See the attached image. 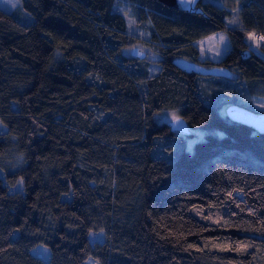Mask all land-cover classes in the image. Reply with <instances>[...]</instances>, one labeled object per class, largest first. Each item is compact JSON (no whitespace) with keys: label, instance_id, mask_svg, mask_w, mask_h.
<instances>
[{"label":"trees","instance_id":"trees-1","mask_svg":"<svg viewBox=\"0 0 264 264\" xmlns=\"http://www.w3.org/2000/svg\"><path fill=\"white\" fill-rule=\"evenodd\" d=\"M18 3L30 24L0 9V264H264V135L217 110L264 86V1L201 2L206 18L155 0ZM121 6L155 61L124 55ZM167 111L207 130L191 152L157 123Z\"/></svg>","mask_w":264,"mask_h":264},{"label":"rangeland","instance_id":"rangeland-1","mask_svg":"<svg viewBox=\"0 0 264 264\" xmlns=\"http://www.w3.org/2000/svg\"><path fill=\"white\" fill-rule=\"evenodd\" d=\"M234 0H202V3H211L218 8H224L227 9L231 12L232 15H234V10L231 9V5ZM124 4V2H121ZM0 9L3 10L4 12H7L9 14H12L18 21L21 23L28 25L32 22V17L23 11L18 3V0H0ZM119 12L123 13L126 16L127 19V32L126 35L130 36L134 39L131 46H128L127 48L123 49V53L125 56H129V52L132 48H140L144 53H145V58L149 59V61H155L157 59L156 53L151 49L150 47L144 45L146 43H151L149 40V35H150V27L149 25H144L143 27L140 26H135L134 25V17L131 13H125L123 11V7H119ZM235 25V22L230 23L229 26L232 27ZM144 43V44H143ZM259 41H253L252 43V48L255 50V53L262 57L264 59V54L258 50V45ZM148 62V61H147ZM149 63V62H148ZM148 72L150 75L154 74V67H151L148 69ZM236 75L233 74L232 78H235ZM203 80V84L205 86V90H209L210 88V80L209 79H201ZM255 92H264V86H261L260 88L256 87L253 89V93L251 95L250 90H245L244 94H242L238 99L236 100V103L238 105H246L253 109V111L258 112V113H263L264 112V97L263 96H258L255 95ZM228 95V94H227ZM229 97L232 98L233 95L229 94ZM227 101V98L224 99ZM227 106V104H223L222 107L218 108L219 114L223 115L224 114V109ZM173 116H176L175 111H167L162 113L160 117H157V123L158 124H163V123H168L173 119ZM0 130L3 131L4 127L0 125ZM180 135L184 142H185V150L188 152H191L193 149V146L196 142L202 141L205 139V136L207 134V130H191L190 135H182L181 133H176ZM21 187V185H20ZM21 190V189H20ZM89 239L93 243L95 241H102L103 236L101 233H90L89 234ZM33 253L40 257L42 260L47 261L49 258V251L42 247L38 246L33 250ZM86 264H96L95 262L92 261V259H89Z\"/></svg>","mask_w":264,"mask_h":264},{"label":"water","instance_id":"water-1","mask_svg":"<svg viewBox=\"0 0 264 264\" xmlns=\"http://www.w3.org/2000/svg\"><path fill=\"white\" fill-rule=\"evenodd\" d=\"M165 7L173 10L184 12L187 14L200 15L206 18V14L200 7L202 0H155ZM264 1V0H263ZM132 59L142 61L145 59V53L139 48H133L130 51ZM249 56L248 51L241 53L242 58ZM172 65L182 73L195 74L198 76H207L214 78H230V70L225 67L207 68L198 65L186 59L178 58L172 61ZM224 116L233 123L241 124L250 128L260 135H264V112L258 113L248 108L237 104H231L225 107ZM167 128L172 133H181L182 135H190L191 130L183 117H178V120L172 119L166 123Z\"/></svg>","mask_w":264,"mask_h":264},{"label":"built area","instance_id":"built-area-1","mask_svg":"<svg viewBox=\"0 0 264 264\" xmlns=\"http://www.w3.org/2000/svg\"><path fill=\"white\" fill-rule=\"evenodd\" d=\"M254 38H262L261 35L258 32L253 33Z\"/></svg>","mask_w":264,"mask_h":264},{"label":"snow or ice","instance_id":"snow-or-ice-1","mask_svg":"<svg viewBox=\"0 0 264 264\" xmlns=\"http://www.w3.org/2000/svg\"><path fill=\"white\" fill-rule=\"evenodd\" d=\"M221 39H223V37H221ZM173 119L178 120V117L173 116Z\"/></svg>","mask_w":264,"mask_h":264}]
</instances>
